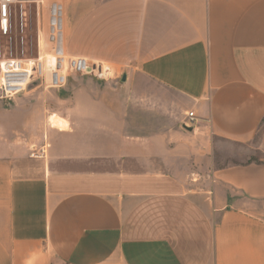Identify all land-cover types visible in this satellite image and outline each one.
Segmentation results:
<instances>
[{"label": "crops", "instance_id": "obj_1", "mask_svg": "<svg viewBox=\"0 0 264 264\" xmlns=\"http://www.w3.org/2000/svg\"><path fill=\"white\" fill-rule=\"evenodd\" d=\"M16 1L44 52L59 20L61 58L133 87L106 103L111 153L67 157L116 170L61 167L56 115L46 159L0 142V264H264V0ZM139 80L167 96L137 103ZM224 142L262 159L217 168Z\"/></svg>", "mask_w": 264, "mask_h": 264}, {"label": "rangeland", "instance_id": "obj_2", "mask_svg": "<svg viewBox=\"0 0 264 264\" xmlns=\"http://www.w3.org/2000/svg\"><path fill=\"white\" fill-rule=\"evenodd\" d=\"M12 11L10 35L6 37L0 32V64L16 59L23 61L25 69H28L29 64L34 63V69L27 84L23 88L20 87V92L15 94L8 93L15 88L7 91L8 87L2 85L0 77V129L2 130L0 142H4L8 147L14 145L27 148V151L18 152L21 155L28 154L30 158L37 159L39 156L42 157L41 159H46L47 150L50 148L47 132L52 129L57 132L61 131L59 128L51 127L49 122L50 117L56 115L67 122L64 130L69 133L64 137L55 133L54 139L69 147L66 148V159L61 167L77 170H116L119 168L117 161L113 163L104 160L91 165L75 163L73 158L67 157L88 153L91 150L107 153L105 155L111 153L110 150L115 148L116 144H111L110 126L115 122L110 121L111 114L106 103L114 100L111 98L114 88L133 86L128 87L123 83L118 85L112 82L113 76L111 72L106 71L107 67L104 68L105 71H102L100 67L94 70L91 66L87 72H77L69 60L61 58L56 53L55 46L56 33L61 30L59 20L56 25L57 29L55 28L56 33L52 31L53 27L49 22L51 47L44 52L45 46L42 44L41 49L38 41V10L35 7L22 8L20 4H15ZM51 15L53 18L54 15ZM56 59L57 63H55ZM139 81L137 86L149 88L150 92L147 91V95L135 97L137 103L150 100L151 92H156L157 102L162 101V91L158 86L143 80ZM118 82L120 83V80ZM12 85L17 84L12 83ZM162 94V96H167L165 91ZM91 97L97 102L94 107H92ZM172 99L176 102V98ZM100 100L105 103L103 106H99ZM179 102L181 103L182 99ZM80 106L84 108V113H80ZM172 112L176 114L177 110L172 109ZM136 114L140 116L145 115L146 112L138 111ZM153 127L157 129V126ZM42 154L43 156H40ZM214 157L217 168L259 162L262 159L260 151L254 144L240 145L227 142L223 143L222 148L216 150ZM127 164L128 162L120 163L125 168L136 169L134 165L132 167Z\"/></svg>", "mask_w": 264, "mask_h": 264}, {"label": "built area", "instance_id": "obj_3", "mask_svg": "<svg viewBox=\"0 0 264 264\" xmlns=\"http://www.w3.org/2000/svg\"><path fill=\"white\" fill-rule=\"evenodd\" d=\"M18 3L19 2H17L16 0H0V32H2V34L6 37L10 35L12 30V7ZM72 64L77 72H87L90 69L89 66L82 60L74 61ZM24 66L25 64L23 63V61L20 60L11 59L8 61H4L0 64V77H6L8 80L19 75L21 77H24L26 74L23 72L27 70L24 68ZM97 68L98 67H93L94 70H96ZM195 119L196 116L194 112L188 113L186 116V122L184 123L185 126L187 128L192 127V124L195 122ZM40 156H43V154Z\"/></svg>", "mask_w": 264, "mask_h": 264}, {"label": "bare ground", "instance_id": "obj_4", "mask_svg": "<svg viewBox=\"0 0 264 264\" xmlns=\"http://www.w3.org/2000/svg\"><path fill=\"white\" fill-rule=\"evenodd\" d=\"M54 13L56 14L55 11H54ZM56 25H57V24L52 25V27H53V30H52V31H54V32H55V29H54V28H56ZM56 29H57V28H56ZM55 33H56V32H55ZM56 34H57V33H56ZM55 63H57V59L55 60ZM33 65H34V63L29 64L28 69L25 70V71L23 72V73L26 74L24 77H21V76L19 75V76H15V77H13V78L7 80V79H4L3 76H1V82H2V85H6L8 88H10V89L7 88V91H8V90H11L12 88H15L14 90H12V91H10V92H8V93H11V94L13 93V94H15V93L20 92V87L23 88V87L27 84L29 77H30V76L32 75V73H33V69H34ZM62 71H63V69H62ZM62 71H61V72H62ZM12 83H16L17 85H12ZM8 84H9V85H8ZM11 85H12V86H15V87H12ZM22 88H21V89H22ZM52 122H53V124H55L56 126H58V128H62V129H64V127L66 126L65 121L63 122L62 120H60V119H58V118H53V119H52Z\"/></svg>", "mask_w": 264, "mask_h": 264}, {"label": "water", "instance_id": "obj_5", "mask_svg": "<svg viewBox=\"0 0 264 264\" xmlns=\"http://www.w3.org/2000/svg\"><path fill=\"white\" fill-rule=\"evenodd\" d=\"M126 80H127V78H126V76H125V77L123 78V80H122V81H123V82H126Z\"/></svg>", "mask_w": 264, "mask_h": 264}]
</instances>
